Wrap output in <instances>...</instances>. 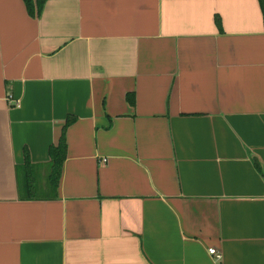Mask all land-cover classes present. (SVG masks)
<instances>
[{
    "label": "crops",
    "instance_id": "1",
    "mask_svg": "<svg viewBox=\"0 0 264 264\" xmlns=\"http://www.w3.org/2000/svg\"><path fill=\"white\" fill-rule=\"evenodd\" d=\"M33 8L0 0V264H264L261 1Z\"/></svg>",
    "mask_w": 264,
    "mask_h": 264
},
{
    "label": "trees",
    "instance_id": "2",
    "mask_svg": "<svg viewBox=\"0 0 264 264\" xmlns=\"http://www.w3.org/2000/svg\"><path fill=\"white\" fill-rule=\"evenodd\" d=\"M262 4V8L264 10V0H260ZM28 8L31 10L32 14H35V8H33V0H25ZM42 8V1H39L38 4V14L41 12ZM218 24L220 25V19H216ZM132 103H134V98H130ZM75 117L69 116L66 124L63 127L62 135L59 139V142L57 145H52L50 148V156H51V173L49 175V181H50V195L53 196L57 192V187L61 178V171H62V166L66 158V153H67V141H66V130L68 126L74 121ZM25 166L27 168H31L32 165L30 163V158H29V152L26 149L25 150ZM37 191L34 189L33 183L31 180H29L26 183V186L24 188V197H35L37 196Z\"/></svg>",
    "mask_w": 264,
    "mask_h": 264
},
{
    "label": "built area",
    "instance_id": "3",
    "mask_svg": "<svg viewBox=\"0 0 264 264\" xmlns=\"http://www.w3.org/2000/svg\"><path fill=\"white\" fill-rule=\"evenodd\" d=\"M209 252H210V254L214 255L216 257V259H218V260H220L222 257V254L219 251H217V249L215 247L209 248Z\"/></svg>",
    "mask_w": 264,
    "mask_h": 264
},
{
    "label": "rangeland",
    "instance_id": "4",
    "mask_svg": "<svg viewBox=\"0 0 264 264\" xmlns=\"http://www.w3.org/2000/svg\"><path fill=\"white\" fill-rule=\"evenodd\" d=\"M40 175V174H39ZM39 175H37V177L39 178V179H41L42 178V175H40V177H39ZM46 179H47V176H46ZM45 194L47 193L46 191H43ZM38 193V192H37ZM49 193V192H48ZM39 195L41 194V192L40 193H38Z\"/></svg>",
    "mask_w": 264,
    "mask_h": 264
}]
</instances>
